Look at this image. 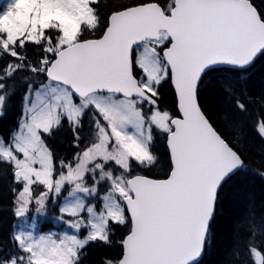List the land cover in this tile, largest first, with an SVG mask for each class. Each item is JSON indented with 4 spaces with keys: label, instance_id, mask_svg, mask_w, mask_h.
<instances>
[{
    "label": "snow or ice",
    "instance_id": "6c2138e0",
    "mask_svg": "<svg viewBox=\"0 0 264 264\" xmlns=\"http://www.w3.org/2000/svg\"><path fill=\"white\" fill-rule=\"evenodd\" d=\"M259 56L264 11L253 0H7L0 116L18 73L24 93L17 128L0 137L18 220L0 264H83L89 244L112 246L121 227L118 258L103 264H200L220 194L246 168L202 110L201 82L221 65L245 73ZM222 92L247 111L231 83ZM62 128L75 151L57 167L47 140ZM256 130L264 137V121ZM157 136L164 178L144 174L161 163ZM38 218L64 228L39 232ZM248 252L264 264V252Z\"/></svg>",
    "mask_w": 264,
    "mask_h": 264
},
{
    "label": "trees",
    "instance_id": "16d2710c",
    "mask_svg": "<svg viewBox=\"0 0 264 264\" xmlns=\"http://www.w3.org/2000/svg\"><path fill=\"white\" fill-rule=\"evenodd\" d=\"M166 2L162 0V3ZM253 2L260 11H264V0ZM100 11L105 14L103 6ZM22 75L18 73L6 82L8 88L5 91L12 94L7 97L4 114L0 116V136H9L22 111ZM226 82L231 83L241 95L242 101L247 104V111L236 110L232 101L224 95L222 86ZM161 91L164 93L163 105L174 111L172 88L165 84ZM199 103L224 138L240 151L246 165L245 170L233 176L220 194L200 264H253L249 246L264 252V175L261 174L264 173V137L256 130V126L264 121V56H259L245 73L226 67L208 71L201 82ZM55 134L54 153L71 155V132L63 128ZM158 152L161 163L154 168L153 175L164 174L163 170L167 168V151L163 143ZM12 186L11 172L6 165H0V246L5 249L11 247L9 237L16 222L12 212ZM125 230L122 227L116 229L113 240L117 243L112 246L89 244L83 264H103L105 258L117 259L120 252L118 241Z\"/></svg>",
    "mask_w": 264,
    "mask_h": 264
},
{
    "label": "rangeland",
    "instance_id": "374dc122",
    "mask_svg": "<svg viewBox=\"0 0 264 264\" xmlns=\"http://www.w3.org/2000/svg\"><path fill=\"white\" fill-rule=\"evenodd\" d=\"M6 3H7V0H0V4H3L4 6H6ZM0 10H3V7H1ZM21 115H22V113H21ZM21 115H19V116L17 117L16 124H15V127H16V128H17L18 121H19ZM16 128H15V129H16ZM13 130H14V129H13ZM13 130H12V131H13ZM11 133H12V132H11ZM9 136H10V135H9ZM9 136H8V138H9ZM55 138H56V134H54V135L50 138V140L47 141V143H48L49 146H50L51 144L54 143ZM4 139H5V138H4ZM52 209H53V208L49 206L48 217L50 216V213L52 212ZM54 210H55V209H54ZM55 211H56V210H55ZM33 212H34V209H33ZM31 216H32V213L29 214V217H28L27 221L25 222L26 225H31V224H32ZM14 225H18V220H17V222L14 223ZM44 226H45V225H44V221H43L42 219H39V218H38V220H37V228H38V231H39V232H47V231H49V230H53L52 228H47V227H44ZM63 228H64V227H63ZM63 228L60 229L59 231H62ZM25 230H27V228H25ZM12 231H13V230H12ZM83 234H84V233L82 232V233H81V237L83 236Z\"/></svg>",
    "mask_w": 264,
    "mask_h": 264
},
{
    "label": "flooded vegetation",
    "instance_id": "af4514ba",
    "mask_svg": "<svg viewBox=\"0 0 264 264\" xmlns=\"http://www.w3.org/2000/svg\"><path fill=\"white\" fill-rule=\"evenodd\" d=\"M174 104H175V99H174ZM164 106V105H163ZM164 107H166V106H164Z\"/></svg>",
    "mask_w": 264,
    "mask_h": 264
}]
</instances>
